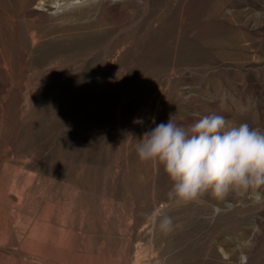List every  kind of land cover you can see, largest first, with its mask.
<instances>
[{
	"label": "rangeland",
	"instance_id": "1",
	"mask_svg": "<svg viewBox=\"0 0 264 264\" xmlns=\"http://www.w3.org/2000/svg\"><path fill=\"white\" fill-rule=\"evenodd\" d=\"M170 115L264 131V0H0V225L15 245L70 248L72 264H264V188L177 204L139 161Z\"/></svg>",
	"mask_w": 264,
	"mask_h": 264
},
{
	"label": "clouds",
	"instance_id": "2",
	"mask_svg": "<svg viewBox=\"0 0 264 264\" xmlns=\"http://www.w3.org/2000/svg\"><path fill=\"white\" fill-rule=\"evenodd\" d=\"M153 123L138 140L136 153L139 161L163 168L172 184L170 201L188 203L205 193L223 201L230 193L243 196L264 188V131L247 123L229 126L220 115L187 126L178 125L174 115ZM172 226L170 216L160 218L162 232Z\"/></svg>",
	"mask_w": 264,
	"mask_h": 264
},
{
	"label": "crops",
	"instance_id": "3",
	"mask_svg": "<svg viewBox=\"0 0 264 264\" xmlns=\"http://www.w3.org/2000/svg\"><path fill=\"white\" fill-rule=\"evenodd\" d=\"M2 228L0 225V264H72L70 248H68L67 255L63 252L64 257L62 258L56 253H46L39 249L30 252L22 245H15L11 241V235L2 232Z\"/></svg>",
	"mask_w": 264,
	"mask_h": 264
},
{
	"label": "bare ground",
	"instance_id": "4",
	"mask_svg": "<svg viewBox=\"0 0 264 264\" xmlns=\"http://www.w3.org/2000/svg\"><path fill=\"white\" fill-rule=\"evenodd\" d=\"M166 34H164V35L160 34L159 37L149 36V39L146 41V43L145 42L143 43L144 44L143 50H146V52H148L149 55H151V53H153L155 51L161 50L162 45H164L165 40L167 38Z\"/></svg>",
	"mask_w": 264,
	"mask_h": 264
}]
</instances>
